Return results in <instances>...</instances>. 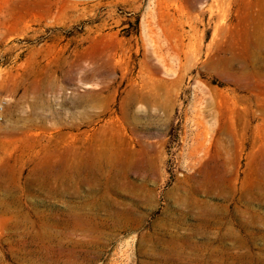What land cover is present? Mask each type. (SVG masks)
I'll list each match as a JSON object with an SVG mask.
<instances>
[{"label": "rangeland", "instance_id": "374dc122", "mask_svg": "<svg viewBox=\"0 0 264 264\" xmlns=\"http://www.w3.org/2000/svg\"><path fill=\"white\" fill-rule=\"evenodd\" d=\"M0 264H264V0H0Z\"/></svg>", "mask_w": 264, "mask_h": 264}]
</instances>
